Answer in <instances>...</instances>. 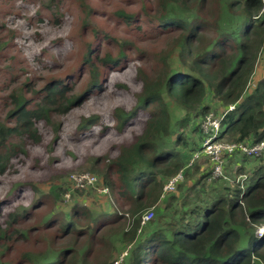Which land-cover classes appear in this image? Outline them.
Here are the masks:
<instances>
[{
    "label": "trees",
    "instance_id": "1",
    "mask_svg": "<svg viewBox=\"0 0 264 264\" xmlns=\"http://www.w3.org/2000/svg\"><path fill=\"white\" fill-rule=\"evenodd\" d=\"M61 2L43 3L54 14L56 25L63 18L57 9ZM133 2L134 6L118 5L106 11L79 3L81 24L71 34L80 48L72 45L74 60L63 73L45 77L40 86L24 74L21 87L7 94V87L17 78L13 75L9 82L0 79V92L5 93L0 96L1 191L2 185L7 188L3 177L17 153L9 139L31 140L38 145V124L48 123L51 117L65 115L105 93L112 70L120 72L130 48L136 50L131 40L118 39L90 25L87 17L107 16L122 23L124 29H154L156 34L173 36V45L179 48L178 67L170 68L160 61L162 66L153 76L141 77L142 93L136 106L112 109L120 133L135 124L137 116L143 117L141 132L131 143L118 147V155L106 163L103 171L100 157L93 162L97 168L90 170L102 176L110 194L118 196L120 207H127L126 213L98 216L75 202L66 212H59L52 208L55 201L60 202L58 206L62 202L56 194L70 192V183L57 186V193L51 197L36 185L12 182L8 184L10 193L0 194V264H90L92 247L103 243L102 237L104 240L109 233L131 245L122 257L124 264H264V235L258 239L252 228L255 223L264 224V152L260 161L248 157L254 161L249 167L237 166V175H230L232 184L214 179L206 186L204 181L210 179L211 169L202 172L184 195L171 197L166 206L158 208L152 221L140 225L142 214L162 198L165 181L186 165L183 172L192 166L181 161V150L189 154L200 150L195 140L188 142L178 130L172 131L169 101L181 111L203 117L210 109L204 100L212 95L224 106L219 112L234 106L223 117L222 139L251 144L264 140V79L247 90L264 50V0ZM39 20L44 21L41 16ZM140 21L147 24L146 28L138 24ZM206 35L212 36L207 45ZM111 43L115 52L105 51L104 44ZM5 45L1 42L0 50ZM61 67L65 68L60 65L56 71ZM98 117L83 118L76 126L75 138L83 140L95 134ZM23 190H27L25 196L19 194ZM43 209L47 210L44 215ZM127 218L130 229L125 231ZM109 225L116 226L108 230ZM37 233L44 235L42 240L31 241L30 236ZM23 243L29 249H22ZM20 250L23 253L13 260Z\"/></svg>",
    "mask_w": 264,
    "mask_h": 264
},
{
    "label": "rangeland",
    "instance_id": "2",
    "mask_svg": "<svg viewBox=\"0 0 264 264\" xmlns=\"http://www.w3.org/2000/svg\"><path fill=\"white\" fill-rule=\"evenodd\" d=\"M133 1L63 0L57 6L60 13H63V18L60 24L56 25L54 24V14L43 5L45 0H0V43L6 42L4 49L0 50V79H6L9 82L13 75L14 78H17V82L9 84L6 94L21 87L19 82L24 79V76L26 77L24 74H27L30 80H35L38 86H40L44 82L45 77L49 75L55 76L69 68L67 65L74 60L72 57V45L78 50L80 48V44L77 43L74 35H72L81 24H79L81 17L78 7L79 3L83 4V6H91L96 10L106 11L118 5L134 6ZM38 10L40 14H37ZM39 16L43 18V22L39 20ZM87 20L90 25L100 30L103 29L118 39L126 37L128 40H131L135 44L136 50L133 47L130 48L133 52L130 51L128 53V60L126 64L121 66L120 72H117L115 69L112 70V74L115 75L111 74V80L107 83L105 93L96 96L94 100L81 104L65 115L58 114L51 117L48 123L42 122L38 124L37 128L41 136V142L38 145L32 143L31 140L20 138L9 139V143L16 146L17 153L11 160L8 174L3 177L2 182L7 184V188L2 185L0 194L5 192L9 194L10 186L8 184L12 182H19L20 184L27 182L36 185L39 191L45 195L50 194L53 197V193H57V186H64V184L70 183V175L89 173L97 178L93 186L75 188L70 183V192H64L62 195L56 194V196L62 198L61 205L58 206L60 202L57 204V200L53 203L52 208L56 207V211L66 212L72 202H75V204L83 205L89 211L97 213L98 216L105 214L109 216L113 212L118 214L122 212L126 213L127 207H120L116 193L110 194L108 188L103 185L102 176L94 174L90 170L97 168L93 162L95 158L100 157L102 159L101 168L103 171L106 163L118 155V147L131 143L135 135L141 132L143 123V117L137 116L135 124L128 126L124 133H120L116 128L112 109L122 107L125 110H129L136 106L138 97L142 93L141 77L143 75L153 76L162 66L160 61H164V65L168 63L170 68L178 67L177 53L179 48L173 45V36L156 34L154 29L147 32L136 31L129 27L124 29L122 23L118 24L116 20L102 15L101 17L95 16L94 18L87 17ZM138 24L144 28L147 25L144 21H140ZM176 34L174 35L176 36ZM210 38H212L211 35L204 36V44L207 45L210 42ZM101 44L102 41H100L99 45ZM104 49L105 51L115 52V47L112 43L111 45L104 44ZM132 53L137 54V56ZM39 60L43 63L47 62V64H39L37 62ZM263 61L264 50L258 56L255 65V69L260 70L261 73L264 72ZM60 65L65 66V68L61 67L59 71H56L57 66ZM6 66L8 67L7 69ZM254 78L258 80V74L255 73ZM251 82H249L247 90L252 89L250 87ZM258 82H255L253 87ZM79 86L80 84L77 85V87ZM77 87L75 86V88ZM4 94L0 92V96H4ZM169 102L168 112L170 114L172 131L178 130L184 136L182 138L188 142L190 139L195 140L198 144L197 146H200L201 143V132L199 131L200 129L197 131L196 127H201L205 116L210 112L217 114L224 107L217 99L209 95L204 100L210 106L208 112L203 117H194L192 113L181 111L175 103ZM142 113L144 112L142 111ZM90 115L99 116L95 130L96 133L83 140H77L75 138L76 126L83 118ZM57 126L58 129H55ZM107 126L108 129H106ZM193 153L189 154L181 150V161H185V165L191 162L195 154ZM243 157V160L247 159V161H250L248 157ZM257 158L255 159L260 161V157ZM227 162L225 165L226 173L237 175V166L233 165L234 167L231 168L232 166L229 167ZM186 166L182 170L186 169ZM211 166L212 164L207 157L202 156L200 159L195 160L190 169L187 168L184 171L183 181L176 190L171 194H163L160 201L149 209L153 211L151 221L155 218L156 213H158V208L166 206L171 197L184 195L189 186L199 180L202 172L205 173L207 170L210 172ZM246 167H248V164ZM211 182L212 180L206 179L204 184L210 186ZM220 182L222 181L220 180ZM101 188L104 191H99ZM197 190H200V187ZM26 192L27 190L25 193L23 190L19 194L25 196ZM14 194H17V192ZM33 195L34 192L31 195V199ZM21 203L28 204L26 201ZM46 212L47 210L41 213L44 215ZM125 213L124 216L126 217ZM124 224V230H129L130 220L124 221ZM116 225H109L107 228L109 230ZM252 228L254 235L258 239H261L264 235V224L255 223ZM139 231H137L138 234H140ZM43 236V234L37 233L30 237L31 241H40V238L42 240ZM103 238V243L92 247L89 263L124 264L125 261L123 260L122 262V257L126 255L131 245L123 244L113 233L106 234L104 240ZM24 243L20 244L22 249H29V246ZM21 253H23L21 250L16 251L13 260H16ZM118 258L119 261H116Z\"/></svg>",
    "mask_w": 264,
    "mask_h": 264
},
{
    "label": "built area",
    "instance_id": "3",
    "mask_svg": "<svg viewBox=\"0 0 264 264\" xmlns=\"http://www.w3.org/2000/svg\"><path fill=\"white\" fill-rule=\"evenodd\" d=\"M234 106L230 105L227 109L217 114L210 112L200 127L202 142L200 150L196 152L189 163L191 165L195 160L200 159L202 156L207 157L210 160L211 177L210 180H221L229 183L233 182V179L225 171L226 158L234 155H242L249 158H257L264 152V140L256 143H235L224 140L221 138L222 133V120L224 115L233 110ZM184 172L180 170L177 174L169 178L163 185V194L173 193L177 186L183 181ZM241 180L244 176H239ZM237 178V179H238ZM97 178L89 173H78L70 175L69 182L75 188H86L87 186H93ZM99 191H104L103 188ZM68 196V195H67ZM153 217V211L147 210L144 212L140 219V225L144 226Z\"/></svg>",
    "mask_w": 264,
    "mask_h": 264
},
{
    "label": "crops",
    "instance_id": "4",
    "mask_svg": "<svg viewBox=\"0 0 264 264\" xmlns=\"http://www.w3.org/2000/svg\"><path fill=\"white\" fill-rule=\"evenodd\" d=\"M264 62V61H263ZM263 62H261V63H263ZM255 73L256 74H258V80L260 81V80H262V79H264V72H262L261 73V71L260 70H258L257 68L255 69V71H254V75H255ZM254 75H253V77L251 78V80L250 81H252L250 84V87L253 89V84L255 83V82H258V80H256V78H254ZM243 158L244 157H242L241 155L240 156H238V155H234V156H232V157H228V158H226V162H227V165L229 166V167H231V168H233L234 166L233 165H235V167L236 166H243V167H246V165L248 164V167L251 165V164H253L254 162H253V160L252 159H249L250 161H247V160H243ZM234 163V164H233ZM227 166V167H228ZM202 170V169H201Z\"/></svg>",
    "mask_w": 264,
    "mask_h": 264
},
{
    "label": "bare ground",
    "instance_id": "5",
    "mask_svg": "<svg viewBox=\"0 0 264 264\" xmlns=\"http://www.w3.org/2000/svg\"><path fill=\"white\" fill-rule=\"evenodd\" d=\"M263 233V232H262Z\"/></svg>",
    "mask_w": 264,
    "mask_h": 264
}]
</instances>
